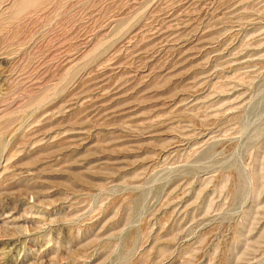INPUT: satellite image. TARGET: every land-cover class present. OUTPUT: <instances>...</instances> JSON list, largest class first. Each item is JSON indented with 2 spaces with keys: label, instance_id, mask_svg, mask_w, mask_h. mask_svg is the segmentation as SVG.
Here are the masks:
<instances>
[{
  "label": "rangeland",
  "instance_id": "rangeland-1",
  "mask_svg": "<svg viewBox=\"0 0 264 264\" xmlns=\"http://www.w3.org/2000/svg\"><path fill=\"white\" fill-rule=\"evenodd\" d=\"M0 264H264V0H0Z\"/></svg>",
  "mask_w": 264,
  "mask_h": 264
}]
</instances>
